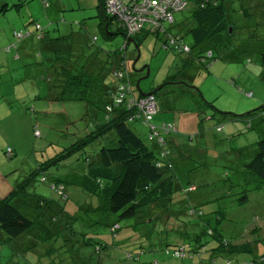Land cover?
I'll return each mask as SVG.
<instances>
[{"label": "rangeland", "instance_id": "374dc122", "mask_svg": "<svg viewBox=\"0 0 264 264\" xmlns=\"http://www.w3.org/2000/svg\"><path fill=\"white\" fill-rule=\"evenodd\" d=\"M47 1L49 7L45 8L42 0H0V55L3 53L2 49L15 40L14 30L32 29L34 22L40 23L49 37L61 44L59 51H50L45 47L42 48L34 36L25 38L22 40L25 43L37 44L39 55L29 59L30 62L24 59L25 66L19 61L17 63L21 66H10L0 71V198L5 196L18 181L31 173L37 164L53 157L70 145L75 140L76 129L82 128L86 123V117L83 115L84 106L74 101L48 100L51 98L48 94L53 93V90L49 92V86L51 87L54 82L44 80L42 76L52 77L55 81L56 74L53 73V69L56 66L69 63L75 68L77 55L84 51V56L81 54L80 57L82 62L87 57L88 49H96L100 54L113 55L123 41V35L120 33L107 37L104 24H101L98 11L94 7L95 0ZM17 3L20 5L12 6ZM191 11L192 6L188 5L182 11L176 12L174 15L176 23L171 30L173 33H180L189 45L192 39L187 33V28L191 21ZM230 12L235 29L232 34L230 30L225 35L227 37L223 36L221 40L218 39L211 44L214 59L208 60L207 66L196 59L190 60L191 56L188 54H179L172 49L161 48L159 41L153 35L146 37L139 46V54L132 41L128 45L129 60L131 64L134 63L132 81L138 82L141 90L145 89L149 92L151 87L176 75L180 70L192 75V77H184V80L194 86L193 88H190L186 82L171 81L172 83L160 87L157 92V100L163 104V110L158 112L156 118L161 119L159 120L161 122L172 121L176 117L178 132L174 136L179 137L181 141L191 139L190 141L196 143L202 136L198 133L200 131L198 112L192 109L191 100L186 95L194 92L196 87L202 97L210 101L213 108L217 110L206 106L207 108L204 109L206 116L215 114L235 119L239 116L234 115H241L264 102V61H262L264 0H236ZM250 14L253 16H249ZM110 27L113 28V24ZM112 28H109L110 31ZM60 36L63 37L60 38ZM93 36H96L97 40L93 46H88ZM203 46L205 44L201 45ZM70 47L71 49L68 50ZM36 50L34 54L37 53ZM17 52L20 53L18 50ZM184 58H189L190 62H184ZM26 72L28 76L24 78ZM32 73L35 78L33 80L30 77ZM12 87H15V94L12 92ZM245 92H251L252 96ZM39 96L44 98L35 104V99ZM169 117L172 119H167ZM216 122L219 121L212 119L210 123ZM35 124L38 125L40 137L34 134ZM227 124L233 127L231 122ZM227 124L223 126L228 128ZM131 125L141 138H146V127L136 128L135 122ZM203 125L205 128L210 127V124ZM253 130L256 131L255 128ZM208 133L214 138H211L210 143L213 144L215 141L211 148V157L206 156L205 144L198 150L190 146L192 166L197 167L190 172H185L187 174L183 179L186 177L196 185L197 189L189 194L192 201L194 198L201 202H206V199L210 201L227 189L228 196L223 199L234 200V203L230 201L227 205H223L222 219L217 224L213 222L211 225L218 228L223 240L228 241L229 244L251 236L248 239L250 250L243 252L230 250L227 254L228 247L222 245L219 247L222 252L221 258L225 262L232 260L235 264L249 263L260 255H264V229L259 232L250 230L254 225L263 228L259 223L264 222V186L255 187L258 179L250 177L245 169L242 170L241 158L237 159L236 149L247 146L248 141L240 137L241 142H236L237 136L229 139L226 137L228 136L226 129L225 132L224 130L216 132L210 127ZM95 145L98 146V143ZM6 147L12 149L10 158L6 155ZM92 149L86 148L85 155H90ZM200 150L205 152L202 156ZM83 163L82 157L78 160L73 155L62 161L60 166L48 165L43 169V173L46 177L59 178L58 180L70 189L80 191L81 194L78 195L77 200L83 201L85 190L77 185L82 175L80 170L84 166ZM218 173H228L229 178L222 175L219 180ZM40 175L41 173L36 175L34 184L28 186L27 191L56 196L49 190L46 182L39 180ZM244 194L246 199L237 202L236 198ZM21 209H24V212L27 210V214L35 220L34 231L40 232L43 237H37L35 234L27 243H24L26 245L24 247L18 244L15 247L1 244L0 264H22L25 256L33 257V260L41 256L48 262V256L44 255V252L49 251L71 258L72 262L68 264H105L108 261L105 256L102 259L99 258L93 248L95 242L103 243L106 240L109 241L108 248H111L110 243L115 238L103 224L115 220L114 215L113 219L111 215L102 216L98 222L96 215L89 210L84 212L83 208H79L72 219L58 218L54 214L48 219L49 214L44 210L34 209L30 212L29 207ZM53 216L56 219H53ZM187 218V215L182 216V220ZM133 220H119L121 225L119 233L133 236L143 234L147 229L145 223L133 224ZM159 221L161 224L162 220ZM130 222L132 225H129ZM169 224L173 225V220H170ZM192 230L189 226L185 231L183 229L182 234L168 229L164 233L169 237L179 234L180 239L182 238L186 248L189 249L193 243L190 239ZM201 236L204 247L200 249L206 246L210 249L218 244L205 232ZM251 238L258 239L252 241ZM197 244L199 243L195 245ZM255 244L260 248L257 249ZM210 262L211 259L208 258L207 264H213ZM257 264H264V262Z\"/></svg>", "mask_w": 264, "mask_h": 264}, {"label": "trees", "instance_id": "16d2710c", "mask_svg": "<svg viewBox=\"0 0 264 264\" xmlns=\"http://www.w3.org/2000/svg\"><path fill=\"white\" fill-rule=\"evenodd\" d=\"M125 1L128 2L129 0ZM131 1L138 2L141 0ZM184 1L185 6L183 9L188 5L192 6L191 21L187 28V33L192 39L190 45L184 41L180 33L171 31L176 23L175 13L183 9L173 12L171 22L162 21L158 27L144 23L137 31L127 35L124 27L125 23L117 15L106 10L104 0H97L96 9L101 24H104L107 37L108 35L120 33L123 35V41L113 55L109 53L100 54L96 49H88L86 59L77 63L75 68H72L74 66L69 63L59 66L60 73L56 74L55 81L52 79L54 84L51 87L49 86L50 89L53 86L55 89H52L53 93L48 100L74 101L84 106L83 115L86 117V123L82 128L76 129L75 140L70 145L60 150L53 157L51 156L44 162L37 164L31 173L18 181L5 196L0 198V245L8 244L10 247H15L18 244L20 247H24L26 246L24 243H27L35 234L37 237H43L40 232L34 231L35 220L27 214V210L24 212V209H21L22 207L31 208L30 212L34 209L44 210L49 214L48 219L52 218L53 214L58 218L72 219L75 212L79 208H83L84 212L89 210L93 215H96L95 218L98 222L102 216L111 215L112 219L115 216V220L103 224L104 228H108L113 238H115L110 243L111 248H108L109 241L106 240L103 243L95 242L93 250L101 259L103 256L107 257L113 253L122 252L120 255L124 258V261L119 262V264L144 262L143 255H147L148 251L152 250L157 240L158 243H156L155 248L161 246L164 254L170 259L183 260L195 255L198 260L192 262V264H207L208 258L211 259L213 264H235L232 260L225 262L221 258L220 245L228 247L227 254L230 253V250L234 252L250 250L248 239L251 236L246 237L247 239L245 237L239 240L234 239V243L229 244L228 241L223 240L218 228L213 224L211 225L213 222L217 224L222 219V206L231 201V199H223V197L228 196L227 189L224 193L217 194L210 201L206 199V202H201L197 201L196 198L192 201L189 194L197 189L196 185L190 179L186 177L183 179V177L187 174L185 172H190L191 169H195L197 166H192L191 153L183 154V149L179 146L189 142L193 146L192 148L196 147L195 149L198 150L205 144L206 156L211 157V148L214 146L215 141L213 144L210 143L211 138H213L208 133L210 127L214 128L216 132H222L223 130L225 132L226 129L228 133L226 137L230 139L232 136H237L235 138L236 142H241L240 137L245 140L246 133L255 134L256 138L253 141L249 140L247 146L236 149L237 159L241 158L242 170L245 169L250 177L258 179L255 187H263L264 102L257 108L246 111L241 115H234L239 116L235 119L222 117L221 115L216 116L215 114L206 116L204 111L207 108L206 106L212 108L213 106L210 101L202 97L196 87L194 92L186 95L191 100L192 109L198 112L200 127L198 133L203 138L193 143L190 141L191 139L181 141L179 137L174 136L178 132L176 117L172 121L161 122H159L161 119L156 118L158 112L163 110V104L160 100H157V92L160 87L172 83L171 81H174V83L186 82L190 88L194 87L184 80V71L180 70L172 76L174 78H166L160 84L151 87L149 92L144 93L141 90V94L132 81L134 63H130L127 51L131 41L139 54V46L146 37L153 35L159 41L161 48L172 49L179 54H188L191 56L190 60L196 59L207 66L206 62L212 58L214 59L211 44L218 39L221 40L229 32L230 27V33H233L235 24L232 22L230 9L236 0ZM42 3L46 8L49 7L47 0H42ZM19 5L20 3H17L12 6ZM249 16L252 17L253 14ZM111 24H113V28L110 27ZM109 28H112V31ZM31 36H34L38 42L43 40L45 31L40 23L34 22L32 29L14 30L13 37L15 40L2 49L3 53L0 57L12 52L14 58H20L19 53H17V45L23 39ZM96 40V36H93L88 42V46H93ZM202 44H205V46L201 47ZM81 54L84 56V51ZM37 55V53L34 54V56ZM262 61H264V55ZM184 62L189 63V58H184ZM61 67L68 68L61 69ZM118 72L125 73L128 77L119 78L116 75ZM127 83L131 84L128 90L119 88ZM121 93L123 97L121 101L117 102L116 99L120 97ZM247 93L252 96L251 92H245V94ZM147 94L154 96L156 104L155 112L152 113L150 118L142 114V111L135 104ZM41 98L40 96L36 98L34 103L38 104ZM167 119H172V117ZM212 119L219 122L211 124ZM133 122L136 123V128H147L145 139L141 138L134 130L131 125ZM229 122L233 124V127L227 124ZM204 123L210 124V127L206 126L205 128ZM223 124L225 126L227 124L228 128H225ZM33 128L36 137H40L41 133L38 125L35 124ZM95 143H98V146ZM88 147L93 148L92 153L85 155L84 151ZM5 152L7 157L12 156L10 147H6ZM193 152L196 151L193 150ZM203 153L205 152L200 150L201 156ZM73 155L78 160L82 157L84 162V166L80 170L82 172L80 181L77 182V185L85 190L83 201L77 200L78 195L81 194L80 191L70 189L58 180L59 178L46 177L43 173V169L48 165L60 166L62 161ZM39 173H41L39 180L46 182L49 190L56 196H47L35 192L29 193L27 191L28 186L34 184L36 175ZM222 175H225L227 179L229 178L228 173H218L219 180ZM236 199L237 202H241L246 199V194ZM231 202L234 203V200ZM183 215H187L188 218L182 220ZM53 219H56V217L53 216ZM121 219H134L133 224L143 222L147 229L138 236L120 234L121 225L119 220ZM159 220H162L161 224ZM170 220H173V225L169 224ZM259 224H262L263 228L254 225L250 230L259 232V230L264 229V222L261 221ZM129 225H132V223L130 222ZM189 226L193 229L190 238L193 243L191 242L192 247L189 249L186 248L185 242L182 238L180 239L179 234L175 237H169L164 233L167 229L175 233L178 231L181 233L183 229L185 231ZM204 232L207 236L214 238V241L218 244L216 246L212 245L214 247L210 249L208 246L200 249L204 247V242L201 241V235ZM251 239L253 241L258 238ZM252 241L250 240V243ZM197 242L199 244L195 245ZM255 247L260 248L256 244ZM204 253H206V258H200ZM44 255L48 256V262L41 256L35 260H33V257L25 256L22 264H68V262H72L71 258L55 254L52 251L44 252ZM58 257L59 260H57ZM262 262H264L263 254L256 260L249 261V263L245 262V264ZM146 264H158V261L151 258Z\"/></svg>", "mask_w": 264, "mask_h": 264}, {"label": "built area", "instance_id": "2783aa9c", "mask_svg": "<svg viewBox=\"0 0 264 264\" xmlns=\"http://www.w3.org/2000/svg\"><path fill=\"white\" fill-rule=\"evenodd\" d=\"M106 10L114 15H117L124 23L126 33L131 34L142 27L144 23L158 27L161 22L172 21V14L184 8V0H141L126 2L125 0H104ZM119 78H127L125 73H116ZM128 82V81H127ZM130 83L121 85V90H128ZM123 95L117 97V102L121 101ZM134 104L132 102H129ZM141 113L147 118H150L155 112V98L151 94L143 96L135 103Z\"/></svg>", "mask_w": 264, "mask_h": 264}, {"label": "crops", "instance_id": "0c3cea01", "mask_svg": "<svg viewBox=\"0 0 264 264\" xmlns=\"http://www.w3.org/2000/svg\"><path fill=\"white\" fill-rule=\"evenodd\" d=\"M58 1H60V0H58ZM96 5H97V0H95V2H94V7H96ZM44 6V5H43ZM45 7V6H44ZM46 8V7H45ZM63 37V36H62ZM61 36H60V38H62ZM39 43V45H41L42 46V48L43 47H45V49L46 50H50V51H52V50H57V51H59L60 49V46H61V44L58 42H54L50 37H49V35L45 32V36H44V38H43V40H41V42H38ZM37 44H35V43H33V42H30V43H25V41H22V42H20L18 45H17V50L18 51H20V58L21 59H19V58H14V56L12 55L13 53L12 52H10V53H8V54H5V55H3V56H1L0 57V71L1 70H3L4 68H7V67H9L10 68V66H21V65H18V63L17 62H19V61H21V63H23L22 65L23 66H25V60L27 61V62H30L29 61V59H32V58H34V50L35 49H37L36 50V52H37V54L39 55V48H37V46H36ZM71 49V47L70 48H68V50H70ZM62 50V49H61ZM67 50V51H68ZM64 52V51H63ZM18 53V52H17ZM81 53V52H80ZM80 55L81 54H79V55H77V63H80L81 61H80ZM16 59V60H15ZM25 59V60H24ZM12 61H14L13 62V64H12ZM59 66H56L54 69H53V73L54 74H59L60 73V69L58 68ZM63 68H68V67H61V69H63ZM72 68H74V67H72ZM71 68V69H72ZM11 70V69H10ZM184 74L186 75L185 76V78H188V77H192V75H189V74H187V73H185L184 72ZM33 73L32 74H30V77H31V79L33 80V79H35L33 76ZM27 76H28V73L26 72V74L24 75V78H27ZM42 78L44 79V80H48V81H50L51 80V82L53 81L52 79V77L51 78H49V77H47V78H45L44 76H42ZM52 89L54 90L55 89V87L53 86L52 87ZM52 89H50L49 90V92L52 90ZM144 93H146L147 91L144 89V90H142ZM12 92L15 94L16 92H15V87H12ZM49 96H51L50 95V93L48 94ZM48 96V97H49ZM201 138H203V136H201ZM256 137H255V135L254 134H252V133H250V134H246L245 135V140L246 141H249V140H251V141H253L254 139H255ZM190 146H191V144H189V142H187L186 144H182V145H180L179 147H182V149H183V154L184 153H189L190 152ZM190 154V153H189ZM156 243H158V240L156 241ZM156 243L154 244V246H153V248H152V250L151 251H148V253H147V255L146 254H144L142 257L144 258V262H142V263H139V264H146L147 263V261L148 260H150L151 258H154V259H157V261H158V264H192V262H196V260H198L197 258H196V256L195 255H193V257H190V258H188V259H183V260H174V259H170V258H168V256L167 255H165L164 254V251H163V248L160 246V247H156L155 248V245H156ZM120 254H122V252H120V253H113L112 254V258H110V255L109 256H107L108 257V261L105 263V264H119V262H122V261H124V258L120 255ZM146 255V256H145ZM206 257V253H204V254H202L201 256H200V258H205ZM113 259L115 260L114 262H113Z\"/></svg>", "mask_w": 264, "mask_h": 264}, {"label": "water", "instance_id": "95a60500", "mask_svg": "<svg viewBox=\"0 0 264 264\" xmlns=\"http://www.w3.org/2000/svg\"><path fill=\"white\" fill-rule=\"evenodd\" d=\"M230 30H231V28H229V32H230ZM136 58H137V57H136ZM133 67H134V66H133ZM135 86H136L138 92L141 94V89H140V87H139V83L136 82V83H135Z\"/></svg>", "mask_w": 264, "mask_h": 264}]
</instances>
